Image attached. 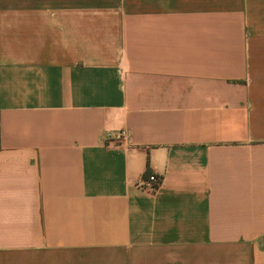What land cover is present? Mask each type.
<instances>
[{"label":"crops","instance_id":"1","mask_svg":"<svg viewBox=\"0 0 264 264\" xmlns=\"http://www.w3.org/2000/svg\"><path fill=\"white\" fill-rule=\"evenodd\" d=\"M263 243L264 0H0V264Z\"/></svg>","mask_w":264,"mask_h":264},{"label":"built area","instance_id":"2","mask_svg":"<svg viewBox=\"0 0 264 264\" xmlns=\"http://www.w3.org/2000/svg\"><path fill=\"white\" fill-rule=\"evenodd\" d=\"M128 135L126 128H119L113 132H107L105 137L106 140L111 142L116 139H124ZM159 182V178L152 172L148 173L146 178H142L139 180V185L147 188H155Z\"/></svg>","mask_w":264,"mask_h":264},{"label":"rangeland","instance_id":"3","mask_svg":"<svg viewBox=\"0 0 264 264\" xmlns=\"http://www.w3.org/2000/svg\"><path fill=\"white\" fill-rule=\"evenodd\" d=\"M264 244V243H263Z\"/></svg>","mask_w":264,"mask_h":264}]
</instances>
